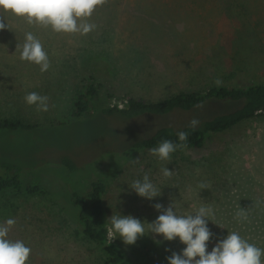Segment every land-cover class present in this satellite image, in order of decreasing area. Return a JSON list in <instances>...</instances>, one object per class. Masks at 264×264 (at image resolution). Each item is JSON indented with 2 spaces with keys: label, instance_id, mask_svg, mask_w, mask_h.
<instances>
[{
  "label": "rangeland",
  "instance_id": "obj_1",
  "mask_svg": "<svg viewBox=\"0 0 264 264\" xmlns=\"http://www.w3.org/2000/svg\"><path fill=\"white\" fill-rule=\"evenodd\" d=\"M0 17L7 25L0 30V114L14 113L41 125L0 132V162L18 164L26 181L41 180L51 191L50 196L0 195V224L15 219L7 239L31 249L26 264H107L70 207L72 191L83 195L97 177L108 186L107 219L132 215L150 223L160 214L156 203L166 208L173 201L184 215L204 206L212 209L209 252L231 232L264 249V116L214 135L201 149L178 148L167 161L147 149L129 154L122 149L162 118L99 112L72 116L75 97L90 75L121 106L122 96L157 100L182 90L205 92L217 79L232 87L264 84V0H105L90 17L78 19V24L95 25L87 34L29 24L3 8ZM29 32L48 54L45 72L20 59ZM30 92L48 97V111L25 102ZM224 108L213 104L165 120L189 123L203 112ZM164 167L173 170L170 178L163 176ZM146 173L162 191L151 201L129 188ZM201 183L208 187L201 189ZM241 209L246 218L237 217ZM155 239L161 243L151 234L134 245H125L118 234L115 240L133 264H168L172 252L186 247L179 238Z\"/></svg>",
  "mask_w": 264,
  "mask_h": 264
},
{
  "label": "trees",
  "instance_id": "obj_2",
  "mask_svg": "<svg viewBox=\"0 0 264 264\" xmlns=\"http://www.w3.org/2000/svg\"><path fill=\"white\" fill-rule=\"evenodd\" d=\"M116 95L105 90L104 85L90 75L84 90L75 97L72 116L86 117L88 113L99 112L103 116L118 115L122 118H132L139 115H149L163 119L155 126L144 131L136 139L127 143L126 154L138 149H151L167 139L176 144L186 143V148L201 149L214 135L223 133L242 121L264 116V84L249 83L243 86L232 87L214 85L207 91L182 90L176 94L157 100H145L135 96L120 97L122 106L112 103ZM213 104H223L220 112L202 113L199 124L193 130L189 123L168 122L173 114L192 110H204ZM59 121L58 125L67 124ZM41 125L28 121L20 115L11 113L0 114V132H15L18 130H33ZM179 131L188 132L186 142H181L177 136ZM63 162L74 168V163L65 158ZM14 192L27 196H50L51 191L46 183L32 179L26 181L21 167L10 161L0 162V195ZM107 196L108 186L103 178H94L90 187L82 195L75 189L70 198V207L73 209L77 221L82 227L83 234L104 254L107 264H133L130 258L122 251L116 240L110 243L107 223Z\"/></svg>",
  "mask_w": 264,
  "mask_h": 264
},
{
  "label": "clouds",
  "instance_id": "obj_3",
  "mask_svg": "<svg viewBox=\"0 0 264 264\" xmlns=\"http://www.w3.org/2000/svg\"><path fill=\"white\" fill-rule=\"evenodd\" d=\"M104 2L105 0H0V8L16 16L25 17L29 24L35 22L45 27L51 26L55 32L87 34L95 25L87 22L78 24V19L90 17L96 6ZM6 26L5 19L0 17V30H4ZM18 47L20 46L17 45L16 48ZM20 59L39 65L41 72L47 71L50 67L48 54L41 41L31 32L26 34ZM214 82L217 85L221 83L218 79ZM24 100L30 106L36 105L38 111H48L47 96L30 92L25 95ZM198 124L199 120L193 118L189 122V127L195 130ZM188 135L189 133L185 131L177 133L181 142H186ZM182 147H187V144H176L165 139L158 147H153L149 151L160 160L167 161L170 154ZM161 171L166 178L173 175V170H169L168 167L162 168ZM199 187L204 189L208 185L201 183ZM129 188L139 197L149 201L162 195V191L150 180L147 173L142 180H134ZM153 207L160 214L150 223L132 215L113 214L109 217L107 222L111 225L108 230L110 243L116 239L117 234L125 245H134L138 238L151 234L157 244L161 241L155 237L160 236L165 241L179 238V241L186 245L181 253L172 252L166 258L168 264H264L261 260L264 249L249 243L238 232L228 233L210 252L207 250L208 242L213 235L208 227V221H211L208 218L212 214L211 208L201 206L195 214L184 215L176 211L173 201L166 208L160 203L154 204ZM236 215L245 217L244 210L241 209ZM15 223L14 218H9L0 224V264H26L30 256L31 249L22 241L13 242L7 239L10 228Z\"/></svg>",
  "mask_w": 264,
  "mask_h": 264
}]
</instances>
